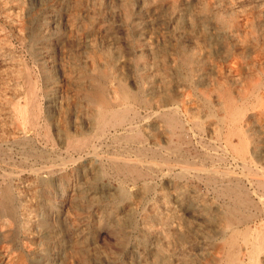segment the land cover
Here are the masks:
<instances>
[{"label": "rangeland", "instance_id": "374dc122", "mask_svg": "<svg viewBox=\"0 0 264 264\" xmlns=\"http://www.w3.org/2000/svg\"><path fill=\"white\" fill-rule=\"evenodd\" d=\"M263 182L264 0H0V264H264Z\"/></svg>", "mask_w": 264, "mask_h": 264}, {"label": "bare ground", "instance_id": "6f19581e", "mask_svg": "<svg viewBox=\"0 0 264 264\" xmlns=\"http://www.w3.org/2000/svg\"><path fill=\"white\" fill-rule=\"evenodd\" d=\"M99 85V84H98ZM98 88V87H97ZM124 88V87H123ZM99 89V88H98ZM125 89V88H124ZM102 90V89H101ZM125 91V90H124ZM130 97V96H129ZM109 110H110V108H109ZM119 111H121V110H119ZM123 111V110H122ZM216 111V110H215ZM117 113H121V112H118L117 111ZM116 113V114H117ZM125 113V112H124ZM115 115V114H114ZM113 115V116H114ZM119 116V115H118ZM115 117V116H114ZM121 117H124V114H123V116L121 115ZM126 118H127V116H126ZM42 119H43V117H42ZM111 119V118H110ZM115 119H116V117H115ZM125 119V118H124ZM129 119V118H128ZM230 119V118H229ZM101 120V119H100ZM112 120V119H111ZM121 120H123V119H121ZM127 120V119H126ZM170 120V119H169ZM118 121V120H117ZM235 121V120H234ZM104 122V121H103ZM108 122V121H107ZM110 122V121H109ZM112 122V121H111ZM131 122V121H130ZM135 122V121H134ZM133 122V123H134ZM170 122V121H169ZM99 123V122H98ZM136 123V122H135ZM117 124V123H116ZM172 124V123H171ZM187 124V123H186ZM98 125V124H97ZM107 125H108V123H107ZM113 125V124H112ZM125 125V124H124ZM128 125V124H127ZM110 126H111V124H110ZM171 126V125H170ZM43 127V126H42ZM100 127V126H99ZM131 127V126H130ZM133 127H137V125H135L134 126V124H133ZM107 128V127H106ZM105 128V129H106ZM113 128H114V126H113ZM99 129H101V128H99ZM132 129V128H131ZM137 129H138V127H137ZM115 130H116V128H115ZM194 130V129H193ZM106 131V130H105ZM104 131V132H105ZM107 131H109L108 129H107ZM99 133V132H98ZM108 133V132H107ZM122 133V132H121ZM130 133V132H129ZM104 134V133H103ZM113 134V133H112ZM118 134V133H117ZM131 134V133H130ZM129 134V135H130ZM99 135V134H98ZM106 135V134H105ZM134 137V136H133ZM136 138V137H135ZM134 138V139H135ZM143 138V137H142ZM73 141V140H72ZM134 141V140H133ZM75 143V142H74ZM73 143V144H74ZM84 143H85V141H84ZM87 143V142H86ZM228 144H230V143H228ZM69 145V144H68ZM71 145V144H70ZM80 145V144H79ZM82 145V144H81ZM93 145V144H92ZM121 147V146H120ZM75 148H76V146H75ZM234 148V147H233ZM77 149L79 150L80 148H78L77 147ZM83 149L85 150V148H84V146H83ZM149 149V148H148ZM75 150V149H74ZM80 151V150H79ZM154 152V151H153ZM156 153V152H155ZM154 154V153H153ZM81 158V157H80ZM79 160V159H78ZM124 160V159H123ZM180 161V160H179ZM78 162V161H77ZM195 163V162H194ZM124 164H126V163H124ZM164 164V163H163ZM162 164V165H163ZM165 164H166V162H165ZM128 165V164H127ZM171 165V164H170ZM170 165L169 166H167V167H170ZM248 165V164H247ZM173 166V165H172ZM180 167H182L181 165H180ZM124 168H125V166H124ZM173 168V167H172ZM184 168V167H183ZM170 169V168H169ZM184 170V169H183ZM38 171V170H37ZM129 171H131V170H129ZM181 171H182V169H181ZM207 171H210V169L209 170H207ZM149 172V171H148ZM184 172V171H183ZM182 173V172H181ZM209 172H207V174H208ZM132 174V173H131ZM151 174V173H150ZM222 175V174H221ZM231 175V174H230ZM237 175V174H236ZM181 176V175H180ZM209 176V175H208ZM240 176V175H239ZM140 177V176H139ZM248 177V176H247ZM252 182V181H251ZM259 182V181H258ZM264 183V182H263ZM216 184V183H215ZM221 184V183H220ZM256 185V184H255ZM219 186V185H218ZM262 187H264V186H262ZM226 189L228 188V186L227 187H225ZM261 188V187H260ZM259 189V188H258ZM263 188H261V190H262ZM1 190H2V188H1ZM225 189H223V191H224ZM11 191V190H10ZM264 191V190H263ZM5 192V191H4ZM7 194H9L8 192H7ZM4 195V194H3ZM6 197V196H5ZM13 197V196H12ZM7 198V197H6ZM5 199V198H4ZM8 199H10V197L8 198ZM4 202H6V201H4ZM4 208H6V206L4 207ZM9 208H10V206H9ZM3 209V208H2ZM14 210V209H13ZM11 211H12V209H11ZM230 212V211H229ZM229 214V213H228ZM245 216V215H244ZM232 218V217H231ZM240 218V217H239ZM233 219H234V217H233ZM244 221V220H243ZM232 222V221H231ZM242 222V221H241ZM239 223H240V221H239ZM247 223V222H246ZM243 224V223H242ZM242 224H241V226H242ZM243 225H245V224H243ZM236 227V226H235ZM237 228V227H236ZM239 230V229H238ZM230 234V233H229ZM226 237V236H225ZM257 237V236H256ZM247 239H248V237H247ZM247 239L245 240V241H247ZM249 240V239H248ZM242 241V240H241ZM244 241V240H243ZM256 242V241H255ZM242 243V242H241ZM251 243V242H250ZM237 245V244H236ZM258 246V245H257ZM247 247V246H246ZM261 247V246H260ZM250 248V247H249ZM226 249V248H225ZM228 249V248H227ZM251 249V248H250ZM249 249V250H250ZM233 250H235V248L233 249ZM237 250H238V248H237ZM240 250V249H239ZM248 251V250H247ZM231 252H232V250H231ZM235 252V251H234ZM226 254V253H225ZM247 254V253H246ZM236 256H237V254H236ZM243 256V255H242ZM231 257H232V255H231ZM230 257V258H231ZM223 258H225V257H223ZM231 261V260H230ZM224 263V262H223ZM228 263V262H227ZM226 264V263H225ZM244 264V263H243Z\"/></svg>", "mask_w": 264, "mask_h": 264}]
</instances>
